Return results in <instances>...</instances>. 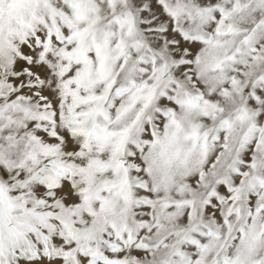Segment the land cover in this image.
I'll list each match as a JSON object with an SVG mask.
<instances>
[{
  "label": "snow or ice",
  "instance_id": "1",
  "mask_svg": "<svg viewBox=\"0 0 264 264\" xmlns=\"http://www.w3.org/2000/svg\"><path fill=\"white\" fill-rule=\"evenodd\" d=\"M0 264H264V0H0Z\"/></svg>",
  "mask_w": 264,
  "mask_h": 264
}]
</instances>
